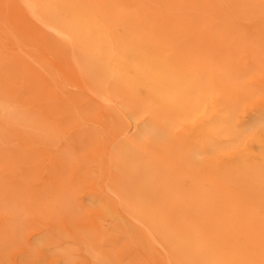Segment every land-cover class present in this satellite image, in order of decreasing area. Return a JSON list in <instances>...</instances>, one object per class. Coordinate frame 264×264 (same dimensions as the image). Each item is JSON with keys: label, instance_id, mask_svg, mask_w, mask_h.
I'll use <instances>...</instances> for the list:
<instances>
[{"label": "rangeland", "instance_id": "1", "mask_svg": "<svg viewBox=\"0 0 264 264\" xmlns=\"http://www.w3.org/2000/svg\"><path fill=\"white\" fill-rule=\"evenodd\" d=\"M79 1L0 0V264H235L227 199L264 154V0ZM84 19L112 67L168 66L185 104L113 83L95 40L66 37ZM193 237L207 252L176 246Z\"/></svg>", "mask_w": 264, "mask_h": 264}, {"label": "bare ground", "instance_id": "2", "mask_svg": "<svg viewBox=\"0 0 264 264\" xmlns=\"http://www.w3.org/2000/svg\"><path fill=\"white\" fill-rule=\"evenodd\" d=\"M25 2L30 1L32 5L40 13H53L54 7L52 5V0H24ZM70 1V0H69ZM70 3L73 7L69 6L70 9L76 11L79 6L82 5L79 0H72ZM62 3V2H60ZM65 4V3H64ZM67 7V8H69ZM62 21V19H59ZM64 23V21H62ZM65 25V23H64ZM69 26V25H66ZM74 28L77 29V33L74 31L76 38L69 37L67 38L74 42L78 40H95L97 45H90L89 53L91 59H95L97 65L101 66L104 70V73L110 76V79L113 83L119 85L125 90H130L134 88L136 93L141 94V96L147 101H151L153 104V97L156 99L157 106L165 110H171L174 108L177 102L181 101L180 94L176 92L178 90L174 89V81L168 73H163V70L168 71V66L165 68L160 67L161 76L152 77L150 72L147 70H129L124 69L120 70L116 67H112L111 63L114 61L116 64L119 62L120 58L117 53L118 48H112L110 53H103L102 41L98 37H94L92 33L93 25L88 20H82L74 24ZM106 29L109 35L112 38H115L114 31L106 25ZM101 58L107 60L106 63H103ZM165 64V62L163 63ZM160 66V65H159ZM152 85L156 87V91L152 89ZM191 100V99H190ZM193 105L196 109H205L202 105L200 97L192 100ZM155 105V104H154ZM205 111V110H204ZM227 116L223 117L226 120ZM214 131L216 135H222L226 138H230L228 132H223L218 126L215 127ZM264 148V146H263ZM228 156H236L237 153L234 151L227 152ZM253 164H257L254 167L247 166L245 170L254 175L251 177L252 187H249L247 184L244 189H237L236 203L233 199H227L230 202V213L224 218V222L227 224L229 229V238L232 242V245H237L238 247H245L246 255L242 259L239 255L229 256L227 260L235 264H264V154L259 157L258 161H255ZM251 168V169H250ZM240 197H245L244 207L242 206V201ZM237 204V206H236ZM179 241V240H178ZM177 247H187L189 254L197 255L201 252H207L205 247H209L200 240L198 237H193L187 243L178 242ZM201 264H229L224 260L210 259L205 263Z\"/></svg>", "mask_w": 264, "mask_h": 264}]
</instances>
